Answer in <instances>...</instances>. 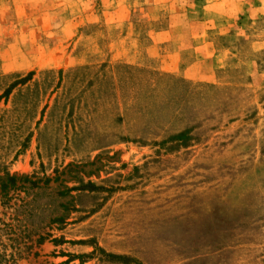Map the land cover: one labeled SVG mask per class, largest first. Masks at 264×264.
Segmentation results:
<instances>
[{
	"label": "rangeland",
	"instance_id": "374dc122",
	"mask_svg": "<svg viewBox=\"0 0 264 264\" xmlns=\"http://www.w3.org/2000/svg\"><path fill=\"white\" fill-rule=\"evenodd\" d=\"M0 264H264V0H0Z\"/></svg>",
	"mask_w": 264,
	"mask_h": 264
},
{
	"label": "trees",
	"instance_id": "16d2710c",
	"mask_svg": "<svg viewBox=\"0 0 264 264\" xmlns=\"http://www.w3.org/2000/svg\"><path fill=\"white\" fill-rule=\"evenodd\" d=\"M31 76H32V74H29V77H31ZM206 89H207L208 91H210V92H211V90H213L215 96H216V95L222 96V95L220 94V91H221L222 93L227 94V92L230 90V89L226 88V89H223V90H220V91H219V90H217V89H214V87H212V86H209V87H207ZM234 90H235V92H237V93L240 92V90H239L238 88H235ZM10 91H11L10 89H9V90H6L2 96L6 97V95H8V94L10 93ZM227 95H228L229 97L231 96L230 94H227ZM237 108H238V107H237ZM173 139H174V140H177V141H183V140L185 141V140H188L187 132H182V133L178 134L177 136L173 137Z\"/></svg>",
	"mask_w": 264,
	"mask_h": 264
},
{
	"label": "crops",
	"instance_id": "0c3cea01",
	"mask_svg": "<svg viewBox=\"0 0 264 264\" xmlns=\"http://www.w3.org/2000/svg\"><path fill=\"white\" fill-rule=\"evenodd\" d=\"M196 36H197L199 39H201L202 42H198V43H196V45L193 46V50L196 51V52H199V53H203L204 51L207 50V47H206L205 45H203V43H204V41H203V35H202V37H201V34H196ZM183 41H184V42L182 43V45L186 46V45H187V44H186V41L188 42V40H183ZM206 52H207V51H206ZM200 55H201V54H200ZM207 57L209 58V56H207V53H206L205 56L202 58V61L207 60V59H208ZM174 59L178 61V59H176V57H175ZM211 59H212V57H211Z\"/></svg>",
	"mask_w": 264,
	"mask_h": 264
}]
</instances>
